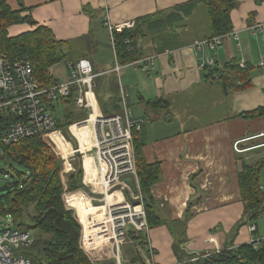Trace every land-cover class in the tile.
<instances>
[{"label":"crops","instance_id":"0c3cea01","mask_svg":"<svg viewBox=\"0 0 264 264\" xmlns=\"http://www.w3.org/2000/svg\"><path fill=\"white\" fill-rule=\"evenodd\" d=\"M7 1L12 8L20 7V0ZM186 1L189 0H21L31 8L24 14L30 13L38 25L49 27L57 39L70 41L75 52L91 61L94 72L99 74L95 91L102 112L104 106L110 111L120 110L117 104L122 89L130 119L142 121L144 156L148 162L158 160L162 172L151 188L155 210L168 221L167 225L150 228L147 242L137 246L143 264H148V259L154 264H179L172 249L173 233L183 239L180 247L187 254L220 250L243 212L237 174L240 161L255 163L264 155V145L257 146L263 138L256 136L264 130V115L251 119L240 115L264 106V65L259 64L264 62V47L259 44H264V28L255 34L249 29L258 23L264 25V0H237L230 17L238 38L225 37L212 54L207 51L203 55L190 46L193 40L208 34L205 9L198 4L185 18L186 26L163 29L141 39L154 57L146 70L130 64L124 65L119 75L112 71L117 61L108 24L130 22L132 26L137 17ZM84 6L95 11L92 17ZM252 11L256 12L254 17L249 16ZM33 28L28 23L13 24L8 33L15 36ZM179 41L186 43L180 45ZM169 42L171 45H167ZM153 45L163 50L151 52ZM98 52L102 56L96 59ZM205 56L213 57L217 66L231 57L251 62L252 85L236 90L232 86L224 88L219 81L205 80L199 67ZM66 72L63 69L64 76L60 78H65ZM158 98L166 100L168 107L144 104L146 99ZM194 122L199 124L191 126ZM247 137L250 138L240 144L245 149L236 152L233 143ZM94 169L96 179L95 166ZM123 191L130 198L129 191ZM113 195L110 193L112 199ZM263 231L264 218L259 220L255 234L244 224L232 238L233 243L250 242L254 235L260 240ZM146 247L154 251L152 257L147 256Z\"/></svg>","mask_w":264,"mask_h":264},{"label":"trees","instance_id":"16d2710c","mask_svg":"<svg viewBox=\"0 0 264 264\" xmlns=\"http://www.w3.org/2000/svg\"><path fill=\"white\" fill-rule=\"evenodd\" d=\"M198 4H202L205 9L208 34L197 39L223 34L226 35L225 37L231 35L229 34L232 31L230 13L237 7V0H189L137 17L131 27L112 29L109 39L117 63L144 67L140 61L144 57H150V53L143 47L141 39L147 34L155 35L163 29L186 26L185 18L195 11ZM29 9L31 8L26 7L21 0L18 9L12 8L7 0H0V54L6 53L11 59L26 56L32 63L33 74L39 87L49 86L60 78L54 73L56 64L65 61L64 69H67L68 61L86 58V55H79L70 41L57 39L49 27L38 25L30 13H23ZM83 9L90 17L95 13L88 6H84ZM255 14L256 12L252 11L249 16L254 17ZM19 23H28L35 28L10 36L8 27ZM233 38L236 39L234 36ZM171 42L167 45H171ZM185 43V41H179L178 44ZM161 50L163 47L157 45L151 47V52L157 53ZM241 61L239 57H231L221 66H217L215 62L213 66H207L202 70L203 77L210 82L219 81L224 88L232 86L236 90L246 89L252 85L250 72L253 66L246 60H243L241 66ZM140 99L142 100V96ZM67 102L72 103V97H69ZM145 102L146 106L152 108L168 107L164 99H146ZM64 103L65 101H62L61 105ZM61 105L57 126L63 129L66 137L76 146V140L67 127L74 121L84 119L86 115L78 118V111L62 110ZM117 105L119 109V99ZM49 107L55 110L53 105ZM118 111L120 110L115 108L110 111L108 106L103 107L105 113ZM240 115L249 119L263 116L264 106L244 111ZM12 122V116L0 113V159L3 161L0 173L9 175L11 178L7 182L10 189L0 193V211L13 218L15 227L22 230L31 229L34 232V241L23 249L24 253L30 258L32 264H103L102 260H97L98 263L92 262L83 250L82 224L74 210L67 206L64 200L65 192L85 188L82 181L83 168L80 154H76L73 162L75 170L64 173L57 150L43 135L34 134L22 137L15 142L3 143L2 135ZM141 128L142 121H140L139 130L132 129V143L139 193L150 229L167 225L168 221L161 218L155 210L156 201L151 188L160 180L162 172L158 160L148 162L144 156V142L140 138ZM237 174L244 206L240 219L230 231V239L218 251L187 254L180 247L183 239H177L173 233L172 249L179 264H183L184 261L188 264H264V234L257 244L244 242L234 245L232 239L244 224H254L257 231L259 220L264 218V187H262L264 155L255 163L241 160ZM31 207L33 212L29 213L28 210ZM188 216L189 213L186 214V217ZM169 230L172 233L171 228ZM147 236V232L128 226L126 238L144 245L147 242ZM146 252L147 256H153L154 251L151 248H147ZM136 261L143 262L139 253L130 259L131 263L126 264H134Z\"/></svg>","mask_w":264,"mask_h":264},{"label":"built area","instance_id":"2783aa9c","mask_svg":"<svg viewBox=\"0 0 264 264\" xmlns=\"http://www.w3.org/2000/svg\"><path fill=\"white\" fill-rule=\"evenodd\" d=\"M263 23L251 25L249 29L253 34L263 31ZM123 27H131L130 22L121 25L108 24L112 29L120 30ZM229 34L236 39L238 34L231 31ZM226 35H218L211 38L196 39L191 43L196 51L203 55L211 50L213 53L222 44ZM140 62L144 67H149L154 63V57H146ZM215 64L214 58L205 56L199 63L201 70L207 66ZM260 66L264 65L260 61ZM243 65V60L240 62ZM124 65L115 63L112 68L117 75L120 74ZM66 77L59 78L54 84L39 87L32 69V63L26 56H20L11 59L6 53L0 54V113H6L13 117V122L8 126L2 135V142L5 144L15 142L18 139L40 134L45 136L53 145L57 147L61 154L62 171L68 173L74 171L73 162L75 154H82L83 183H90L92 186L102 185V188L109 189L111 193H119L121 188L128 190L130 198L112 201L108 209V243L96 247H87L84 242V233L82 230L81 244L88 257L94 262L98 256H112L115 264H125L121 253L120 243L126 239L128 226L135 230H141L148 233L149 227L146 220V212L139 193V184L134 161V150L132 143V129H140V120H132L128 114V107L124 91L120 89V111L113 113L102 112L100 103L95 96L94 79L98 73L94 72L93 65L88 58H78L66 63ZM72 97L73 104L78 110L86 113V117L74 121L68 127L70 134L75 138L77 145L72 141L66 140L61 128L57 126V117L62 101H67ZM50 105L55 110L50 109ZM87 127L84 138L87 139V148L81 149L79 140L74 135L71 127ZM256 136L263 138L264 130ZM250 137L238 139L233 143L234 150L241 152L245 148L240 145ZM56 141H64L67 144L65 155L60 151ZM90 154L93 163L97 169L95 180L87 181L83 167L84 155ZM132 177L136 191L133 192L125 183V177ZM99 177V181L97 180ZM119 187L118 191L115 188ZM264 187V183L262 184ZM114 188V189H113ZM114 196V195H113ZM66 203V202H65ZM129 213V217L125 216ZM248 230L253 233L256 231L254 224H248ZM34 241L33 235L29 229L22 230L15 227L13 218L9 214H3L0 211V264H32L30 258L24 253L23 249L30 246ZM259 238L251 237L250 242L257 244ZM104 244V243H103ZM99 249V252H97ZM111 251V253L109 252ZM109 252V253H108ZM108 254V255H107ZM148 264H154L148 259ZM183 264H188L184 261Z\"/></svg>","mask_w":264,"mask_h":264},{"label":"bare ground","instance_id":"6f19581e","mask_svg":"<svg viewBox=\"0 0 264 264\" xmlns=\"http://www.w3.org/2000/svg\"><path fill=\"white\" fill-rule=\"evenodd\" d=\"M74 135L79 140L80 148L86 149L87 146V139L84 138V135L87 131V127H81L78 128L77 126L71 127ZM58 146L61 147L63 151L66 152L67 144L64 141H56ZM85 177L87 181L90 179L95 180L93 178L94 175V163L92 156L90 154L85 155ZM96 182V180H95ZM104 191H106L105 187H103ZM68 200L70 201V204L72 207L77 208V214L79 217V220L81 221L85 234H84V242L87 247L97 246L102 244H107L108 242V232L105 226L108 223V209L111 206L109 194L106 192L105 200L106 203H103L101 205H94L90 198H88L86 195H84L81 191L79 193H73L71 195H68ZM125 216L129 217V213H127ZM93 233V234H92Z\"/></svg>","mask_w":264,"mask_h":264},{"label":"rangeland","instance_id":"374dc122","mask_svg":"<svg viewBox=\"0 0 264 264\" xmlns=\"http://www.w3.org/2000/svg\"><path fill=\"white\" fill-rule=\"evenodd\" d=\"M199 20V19H198ZM106 40H108V38L106 39ZM108 42H109V40H108ZM259 44L262 46V47H264L263 45V43H262V41H259ZM256 45H257V41H256ZM210 52H211V54H212V51L211 50H209ZM105 53H107L106 51H104ZM73 55H75V53L73 54ZM99 56H102V55H100V52H98L97 54H95V58L97 59ZM55 68H54V73H55V75L57 76V77H62V76H64V74H63V69L65 68V61H62V62H60V63H58V64H56L55 66H54ZM139 67H141L142 68V65H139ZM130 69H132V68H130ZM145 70L147 69V68H144ZM96 86H97V83H96V85H95V79H94V91H95V88H96ZM133 91H134V88H133ZM95 96L97 97V99H98V96H97V93H96V91H95ZM135 95V94H134ZM136 99V95H135V98L133 99V100H135ZM132 100V101H133ZM98 102H99V99H98ZM100 103V102H99ZM61 108H62V110H66V111H71V110H76V111H78L79 113H78V118H82V117H84L85 115H86V113L85 112H81V111H79L77 108V106L76 105H74L73 104V102L72 103H68L67 101H65V103L64 104H62L61 105ZM60 115V114H59ZM191 122H189V124H190ZM197 124H199V123H197V122H194L191 126H195V125H197ZM68 127H69V125H68ZM68 127H67V130L69 131V129H68ZM60 128V127H59ZM62 129V128H61ZM62 131H63V129H62ZM63 133H64V131H63ZM64 135H65V133H64ZM66 138V140L69 142L70 141V139L69 138H67V137H65ZM53 147L57 150V153H58V156L60 157V159H61V154H60V152H59V150L57 149V147L55 146V145H53ZM61 151V150H60ZM64 155H65V153H63ZM76 154H78V153H76ZM76 154H75V158H76ZM86 155H88V154H86ZM80 157H81V163H82V154H80ZM84 158H85V155H84ZM61 162H62V159H61ZM3 164V161H2V159H0V166ZM11 178H10V176L9 175H4V174H1L0 173V186L1 185H3V184H6L9 180H10ZM98 181L100 180L99 179V177H98V179H97ZM84 184V183H83ZM84 186H85V188L84 189H78V190H75V191H71V192H65L64 193V200H65V202H66V204H67V206H69V207H71L73 210H74V212L76 213V216H77V218H78V220H79V217H78V214H77V208L76 207H72L71 205H69L70 204V201L68 200V195H71V194H73V193H79L80 194V191L84 194V195H86L88 198H90L92 201V203L94 204V205H101V204H103V203H106V200H105V196H106V192H107V194H109V199H110V203L111 204H113V203H115V202H112L114 199V201H116V200H119V199H116V198H120V199H122L124 196H125V199L127 198V199H129L128 198V196H127V193H125L124 191H123V188L122 187H120V186H117L115 189L116 190H118V191H121V193L122 194H124V196L122 197V194L121 195H119V193L117 192V193H115V192H113V193H111L112 191H109V189L107 190L106 189V191H104V189L102 188V185L101 184H99V185H97V186H92L90 183H88V184H84ZM119 187L121 188V190H119ZM114 189V188H113ZM1 193V192H0ZM110 193L111 194H114V196H113V199L111 198V196H110ZM126 199V200H127ZM130 199H132V198H130ZM29 211V213H32L33 212V209H32V207L28 210ZM107 215H108V217H109V214H108V212H107ZM80 221V220H79ZM83 226V225H82ZM30 230V232H31V235H33V231L31 230V229H29ZM85 232V230H84V227H83V233ZM85 234V233H84ZM93 234V233H92ZM108 243V242H107ZM102 245H105V244H102ZM138 245H141L139 242H137V241H135V240H131V239H129V238H126V239H124L121 243H120V253H121V256H122V259H123V261L125 260V258H126V260L124 261V263L126 264V263H131L130 262V258H131V256H133V255H136V253H138L137 252V246ZM100 245H97V246H92V247H96V248H98ZM142 246V245H141ZM140 249V248H139ZM146 249H147V247H146ZM140 251V250H139ZM97 252H99V249H98V251ZM110 253H111V251H109ZM108 252V253H109ZM108 255V254H107ZM128 256H130V257H128ZM95 260V263H98V261L97 260H102L103 261V264H115V262H114V259L112 258V256H109L108 255V257L105 255V256H98L97 257V259H94ZM150 260V259H149ZM148 261V260H147ZM137 262V261H136ZM139 262V264H143V262L141 263L140 261H138ZM147 263H149V262H147Z\"/></svg>","mask_w":264,"mask_h":264},{"label":"water","instance_id":"95a60500","mask_svg":"<svg viewBox=\"0 0 264 264\" xmlns=\"http://www.w3.org/2000/svg\"><path fill=\"white\" fill-rule=\"evenodd\" d=\"M123 179H124L125 183L130 187V189L133 192H135L136 191V186H135V183H134L132 177L127 176V177H125ZM8 189H10V185H8L7 183L0 186V192L6 191Z\"/></svg>","mask_w":264,"mask_h":264},{"label":"clouds","instance_id":"9594fccd","mask_svg":"<svg viewBox=\"0 0 264 264\" xmlns=\"http://www.w3.org/2000/svg\"><path fill=\"white\" fill-rule=\"evenodd\" d=\"M80 222V221H79ZM81 223V222H80ZM83 227V226H82Z\"/></svg>","mask_w":264,"mask_h":264}]
</instances>
